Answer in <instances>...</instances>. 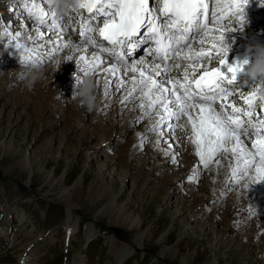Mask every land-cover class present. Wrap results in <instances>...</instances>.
Instances as JSON below:
<instances>
[{
    "label": "rangeland",
    "instance_id": "374dc122",
    "mask_svg": "<svg viewBox=\"0 0 264 264\" xmlns=\"http://www.w3.org/2000/svg\"><path fill=\"white\" fill-rule=\"evenodd\" d=\"M251 3L247 15L257 13L260 21L250 25L246 18L234 36L264 31V0ZM21 8L18 0H0V16H6L2 22L19 27L11 28L15 32L26 31L21 24L27 20L15 23ZM43 26L30 29L41 28L46 36L50 28L44 32ZM5 31L0 22V264H73L81 258L85 264H184L183 259L187 264H264V186L233 183L230 154L205 168L186 138L188 130L180 128L169 134L182 141H177L182 150L164 140L157 146L154 133L144 136L150 121L135 123L139 100L128 102L119 118L115 82L108 110L88 111L72 98L74 82L66 84L62 60L68 48L51 52L55 58L29 85L20 78L25 69L8 60ZM28 37L23 33L21 42ZM232 40L237 39L226 42L232 45ZM141 137H147L143 146ZM25 156L32 163L30 180L19 164ZM99 182L110 187L109 198L99 192ZM68 187L73 188L71 213L78 226L67 244L59 193ZM113 196L135 220L132 228L106 212ZM86 225L96 232L87 246ZM139 232L145 233L140 248L127 252L134 254L127 261L116 260L110 237L118 249L133 243ZM163 249L175 253L158 260Z\"/></svg>",
    "mask_w": 264,
    "mask_h": 264
},
{
    "label": "snow or ice",
    "instance_id": "6c2138e0",
    "mask_svg": "<svg viewBox=\"0 0 264 264\" xmlns=\"http://www.w3.org/2000/svg\"><path fill=\"white\" fill-rule=\"evenodd\" d=\"M42 5L43 0H23L22 10L58 36L56 51L74 49L67 60L80 53L82 75L99 76L105 59H111L110 66L103 69L107 73L102 77L105 97L112 83L118 82L126 92L122 104L140 101V119L151 121L149 132L159 137L163 135L161 126L175 121L167 126L173 132L177 127L188 130L187 138L205 168L214 161L219 165L218 157L229 158L230 154L229 178L233 183L264 182V100L252 90L256 81L237 82L248 59L229 64L230 48L225 47L226 33L236 32L237 24L243 25L250 0H82L76 16H68L78 25L82 38L78 44L62 43L63 19H58L48 4ZM4 34L10 41H19L23 35L10 28ZM35 35L37 40L44 39L40 28ZM148 43L152 45L148 49L151 60L130 59L132 52L126 49ZM193 44H198V49ZM25 51L28 55L20 57L21 64L43 62L38 49ZM47 55L52 58L51 52ZM182 61L186 62L183 67ZM173 68L177 75H169ZM121 72L117 80L110 79ZM129 73L133 74L128 81L130 88L124 79ZM96 84L99 86V79ZM233 95L243 103L231 100ZM258 99L262 102L259 111ZM146 139L141 137V146ZM156 143L159 145L160 139ZM172 159L176 162L175 155ZM197 174L194 169L193 176Z\"/></svg>",
    "mask_w": 264,
    "mask_h": 264
},
{
    "label": "bare ground",
    "instance_id": "6f19581e",
    "mask_svg": "<svg viewBox=\"0 0 264 264\" xmlns=\"http://www.w3.org/2000/svg\"><path fill=\"white\" fill-rule=\"evenodd\" d=\"M8 29H9V27H8ZM35 29H37V28H35ZM49 31H50V33L47 34L46 36H44V39L42 41H40V42L36 41V43H34L32 45L33 46L32 49H38V51H42L43 50L42 52H44V50L47 49V52L48 53L49 52H55V53L59 52V51H56L55 48H54V45H56V43L58 41V36L57 35H53L51 29ZM29 35H30V37L33 36V37L36 38L35 33H30ZM71 42L73 44H76V42H74V41H71ZM62 43H65V42H62ZM232 45H241V46H232V47H234L235 51L245 53L246 57H248V55H250L249 53H247L248 46H250V45H252V46H255V45H264V31H261L258 34L249 36V38L242 39V43H240L239 41H237L235 43H232ZM242 47H244V49ZM62 51H63V49L60 50V52H62ZM89 51L91 52V50H89ZM73 53H74V49L71 48V47H69L68 50L63 54L62 68L64 69L65 72L68 73V78L66 80V82H67L66 84H70V83L74 82V80L73 79L71 80V78H73L72 74L75 71H76V73H77V75L79 77H85V75H82V69H81V66H80V62L78 60V56L80 55V53H76L75 54V57H74V59L72 61L67 60V57L73 55ZM43 59L45 60L46 59V56H44ZM102 66L103 67L100 70L99 76H97V75L94 76L96 78V80H98V79L100 80V84H99V87L97 89V91H98V95H97L98 101H97V107H96V109H98V111H102L104 109L105 110H108V108L110 107L109 106V102L111 100V97H110L111 96V88L113 86V83H112L111 87L109 88V95L107 97H105V95H104V84H103L102 77L105 76V75H107V73H105L103 71V69L109 67L110 64L107 65V63L104 62L102 64ZM54 72H55V70H54ZM132 75H133L132 73H129L128 76L124 77V79L126 81V84H127V86L129 88L131 87V85H130V83H128V81H129V78ZM120 76H121L120 73H117L116 74V77H110V79L117 80ZM115 83H117V91L119 92V96H121L120 97V99H121L120 100V105H118V110L115 108V110L117 112H119L120 110H122V108H124V106L128 102H125V103L122 104V100L124 99V97L126 95V92H125V89L124 88H122V87L119 86L118 82H115ZM139 103H140V101H139ZM139 103H137V105H139ZM135 108H136V105H135ZM115 110H114V112H115ZM125 110H126L125 111V114H126L127 111H128V106L126 107ZM136 110H137L136 115L139 116V117H138L137 122H135V123H138V122H140L141 120H144V119H140V117L142 116V113H141V110H140V108L138 106H137ZM119 114H120L119 115V118H121L124 113L123 112H119ZM138 114H140V115H138ZM146 120H148V119H146ZM150 125H151V121L149 122L148 126H146V128L144 126V129L143 130H144V132H146V134L144 136H150L152 134L151 132L148 131ZM161 132L163 133V135H161L159 137L155 134L156 135L155 138H154L155 139V142L157 141V139H160V143L162 142V140H164L162 142L163 144L164 143H167V146H169V145L173 146L174 145V147H176L177 150L178 149H181L180 147H178V142H177L180 139H178L174 135L166 134L162 130H161ZM178 135H179V133H178ZM183 138H184V136H183ZM179 142L182 143V141H179ZM157 146H159V145H157ZM19 164H20V168L23 169V170H25L28 173V178L30 180L31 177H32V175H33V170H32V166H31L32 163L30 164L28 157L25 156L21 160V162ZM49 176L50 175H46L45 181H48L49 180V178H50ZM77 184H80V183H77ZM256 184H257L258 187L264 186V182L256 183ZM98 188H99V192L100 193H103L102 196H104V197L107 196V198L110 197V193H111L110 187L105 186L104 184H101L100 183V185L98 184ZM72 189L73 188H70V187L64 188V189L60 190V193H59V199L62 200L63 203L65 204V210H66L65 211V214H64V219L62 221V225H63L66 233L70 237L72 235L70 233L74 232L75 229L78 226L77 222L72 219V213H71L72 207H74V205L72 204V202L70 200V195L72 193L71 192ZM95 189L96 188H94V191H95ZM115 198L116 197L113 196L111 198L110 202L107 204L108 207L106 206L107 207L106 212L117 214L116 217H118V219L120 220V222H125L127 225H129L130 228H132L134 225H136L135 220H133L130 217V215L126 214V210H125V208L123 206H117L116 205ZM95 234H96V232L93 229V227L87 226V225L85 226L84 239H85V242H86V246H87L88 243H90L92 240H94ZM144 238H145V233L139 232L138 234H136L135 238L133 239V243L128 244L127 246H121L120 248L117 249V248H115V244L117 242L110 237V239H111V242H110L111 243V249H110V251L112 253H114L116 260H119L120 262L123 263L124 260H127V258H129V255H128L127 252H134L136 250V248H138V247L140 248L141 243H144V241H143ZM165 253H169L170 255H174L175 252L174 251H171V250L163 249L160 252V254L158 255V260L159 259H162V257H164V255H165ZM182 263L187 264L185 262V259L182 260ZM73 264H85V260L82 259V258L81 259H74L73 260ZM209 264H211V263H209Z\"/></svg>",
    "mask_w": 264,
    "mask_h": 264
},
{
    "label": "clouds",
    "instance_id": "9594fccd",
    "mask_svg": "<svg viewBox=\"0 0 264 264\" xmlns=\"http://www.w3.org/2000/svg\"><path fill=\"white\" fill-rule=\"evenodd\" d=\"M46 2L51 7L54 15L58 19H63L72 13L78 12L82 0H46ZM225 47L230 48V45L226 42ZM247 53L250 54L251 61L245 65L247 67V75L250 80L257 82L256 88L252 90L258 93L260 99L264 100V45H250L247 48ZM57 63L59 64V61ZM23 65L25 70L20 73V78L29 85L41 78L43 70L38 63L32 61ZM72 76L74 80L72 98L88 111H94L97 107L98 97L93 78L91 75L80 78L76 72ZM61 94L63 93L61 92Z\"/></svg>",
    "mask_w": 264,
    "mask_h": 264
}]
</instances>
